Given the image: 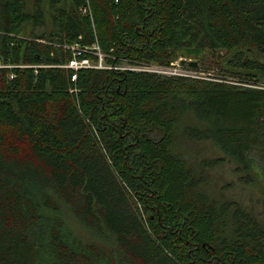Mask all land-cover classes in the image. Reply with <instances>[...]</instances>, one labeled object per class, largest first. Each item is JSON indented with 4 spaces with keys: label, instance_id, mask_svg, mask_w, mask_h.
<instances>
[{
    "label": "trees",
    "instance_id": "1",
    "mask_svg": "<svg viewBox=\"0 0 264 264\" xmlns=\"http://www.w3.org/2000/svg\"><path fill=\"white\" fill-rule=\"evenodd\" d=\"M71 45L111 66L206 51L224 78L84 68L72 80ZM0 65H14L0 67V264L105 260L45 217L61 204L114 245L111 264H264V201L257 213L218 195L220 159L198 147L264 176V0H0Z\"/></svg>",
    "mask_w": 264,
    "mask_h": 264
},
{
    "label": "rangeland",
    "instance_id": "2",
    "mask_svg": "<svg viewBox=\"0 0 264 264\" xmlns=\"http://www.w3.org/2000/svg\"><path fill=\"white\" fill-rule=\"evenodd\" d=\"M31 5L34 0H27ZM48 11H45V21H49ZM31 24L26 25L23 34L28 35L31 31ZM36 29V28H34ZM39 31L37 28L36 31ZM181 59L190 61H197V67H191L187 64H181ZM120 66L124 67H139L140 64H135L122 59ZM118 65V66H119ZM155 65V64H154ZM143 68V65H141ZM157 69L161 70L159 74L174 75L178 73H186L191 77L204 78V79H223L224 76L219 71V67L214 63V59L209 53L202 52L199 55H186L183 54L177 59L170 62L168 65H157ZM176 71V72H175ZM175 72V73H174ZM189 77V76H184ZM235 82L237 80L233 79ZM239 83V82H238ZM247 85V83L243 84ZM249 86V85H247ZM198 147L204 156H208L218 160V163L209 169L208 177L210 179L211 188L214 189L218 195L225 198H234L249 207L255 212H262V203L264 201V176L259 172L256 166L251 167L249 170L241 168L234 158L225 154L214 144L210 142L200 143ZM46 218H49L50 223L60 226V231L64 239L73 247L80 250H87V246L95 244L99 250L104 251L107 256L104 260H95L92 264H111L109 257L114 256V245L106 242L92 234L87 230L70 212L69 208L65 205H60L58 211H43ZM45 229L49 230V222H46ZM45 240L47 241L46 233ZM43 250H41V257L45 263L52 261L51 255L48 251V244L43 243ZM104 255V256H105Z\"/></svg>",
    "mask_w": 264,
    "mask_h": 264
},
{
    "label": "built area",
    "instance_id": "3",
    "mask_svg": "<svg viewBox=\"0 0 264 264\" xmlns=\"http://www.w3.org/2000/svg\"><path fill=\"white\" fill-rule=\"evenodd\" d=\"M68 48H70L73 51V56L69 60L67 64L64 65V67L69 68L70 70L73 71L71 75V79L75 80L77 71L84 69V68H118L121 70H139V71H150V72H161V70L157 69V65H140L139 67H124V66H111V65H106L103 61V56L100 52L98 51H89L86 48L80 49L77 46L71 45ZM97 48V47H96ZM87 52L94 55H97V60H92L90 57H81L79 58V55H81L82 52ZM13 67L14 65H0V67ZM27 65H20L19 67H24ZM176 72V71H175ZM174 72V73H175ZM176 75H181V76H191L186 73H178ZM13 74L9 75V78H13Z\"/></svg>",
    "mask_w": 264,
    "mask_h": 264
},
{
    "label": "water",
    "instance_id": "4",
    "mask_svg": "<svg viewBox=\"0 0 264 264\" xmlns=\"http://www.w3.org/2000/svg\"><path fill=\"white\" fill-rule=\"evenodd\" d=\"M180 63L181 64H187L188 66H191V67H197L198 66V63L197 61H190V60H186V59H180Z\"/></svg>",
    "mask_w": 264,
    "mask_h": 264
}]
</instances>
